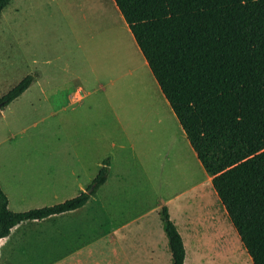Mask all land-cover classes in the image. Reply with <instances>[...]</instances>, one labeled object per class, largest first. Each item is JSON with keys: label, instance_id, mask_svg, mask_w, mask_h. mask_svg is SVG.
Returning a JSON list of instances; mask_svg holds the SVG:
<instances>
[{"label": "rangeland", "instance_id": "374dc122", "mask_svg": "<svg viewBox=\"0 0 264 264\" xmlns=\"http://www.w3.org/2000/svg\"><path fill=\"white\" fill-rule=\"evenodd\" d=\"M32 73L3 108L0 175L36 152L46 164L67 161L88 173L108 158L102 197L110 200L113 183H128L153 209L191 184L204 186L207 174L113 0H11L0 13V97ZM96 197L86 208L23 222L32 229L23 245L12 236L0 264H47L105 231ZM99 245L95 254L109 256Z\"/></svg>", "mask_w": 264, "mask_h": 264}, {"label": "trees", "instance_id": "16d2710c", "mask_svg": "<svg viewBox=\"0 0 264 264\" xmlns=\"http://www.w3.org/2000/svg\"><path fill=\"white\" fill-rule=\"evenodd\" d=\"M11 0H0V13ZM253 264H264V0H113ZM33 76L0 97V110ZM109 159L84 191L26 211L0 188V239L25 221L83 207L105 183ZM172 264L181 235L161 209Z\"/></svg>", "mask_w": 264, "mask_h": 264}, {"label": "crops", "instance_id": "0c3cea01", "mask_svg": "<svg viewBox=\"0 0 264 264\" xmlns=\"http://www.w3.org/2000/svg\"><path fill=\"white\" fill-rule=\"evenodd\" d=\"M31 75L33 81L37 76ZM76 99H80V96ZM164 100L168 106L167 100ZM2 116L4 109L0 110V118ZM44 159L36 152L35 156H28L21 166L14 167L8 173L5 170L4 176L0 175V188L7 196L9 209L26 211L32 207L61 203L84 191L97 174L79 170L68 165L67 161L52 165L46 164ZM204 183L202 188H199L198 182L189 185L165 202L162 200L153 209L143 195L130 189L128 183H113L110 200L107 195L102 197L103 191L107 189L106 180L95 195L77 209L86 208L92 201H97V194L99 205L96 206L95 218L98 226L104 227L105 231L93 235L84 245L63 256H55L47 264H172L169 238L161 216L164 204L183 240V264H253L216 192L210 186L208 175ZM71 189L79 192L67 197V190ZM16 204L25 205L23 207L26 208L17 209L14 207ZM110 204L112 211L109 213L107 209ZM22 224L13 227L8 236L0 239V254L11 245L12 236L16 235L15 239L23 245V237L32 227ZM101 241L105 242L110 254L102 258L95 254L96 246ZM19 251L24 253L22 249Z\"/></svg>", "mask_w": 264, "mask_h": 264}, {"label": "bare ground", "instance_id": "6f19581e", "mask_svg": "<svg viewBox=\"0 0 264 264\" xmlns=\"http://www.w3.org/2000/svg\"><path fill=\"white\" fill-rule=\"evenodd\" d=\"M129 50V49H128ZM139 60V59H138ZM136 63H138V61L136 62ZM137 67V66H136ZM139 67H140V65H139ZM139 67H138V69H139ZM148 77V76H147ZM148 79V78H147ZM149 82H150V80H148ZM151 87H152V85H151ZM151 90H152V93H155V97H157V99L159 98V95H158V93H157V90L156 89H154V87H152L151 88Z\"/></svg>", "mask_w": 264, "mask_h": 264}]
</instances>
